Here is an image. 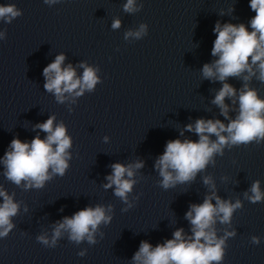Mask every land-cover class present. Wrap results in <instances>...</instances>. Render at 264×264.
<instances>
[{
    "label": "water",
    "instance_id": "95a60500",
    "mask_svg": "<svg viewBox=\"0 0 264 264\" xmlns=\"http://www.w3.org/2000/svg\"><path fill=\"white\" fill-rule=\"evenodd\" d=\"M125 4L127 0L72 1L61 68L71 65L77 79L92 68L97 83L81 95H76L80 88L63 93L62 102L48 93L39 124L54 116V128L65 126L71 140L69 167L63 176L49 168L50 178L40 188L23 182L6 264H134L142 242L154 249L173 239L178 229L189 240L193 225L186 213L213 193L222 201L241 202L229 222L221 223L217 216L209 229L217 240L224 239L219 264H264V200L252 203L245 196L252 195L255 181L264 193V140L222 146L223 154L214 153L193 179L167 189L156 167L169 141H199L198 119L220 120L225 126L235 120L245 85L264 100L259 62L251 65V57L254 74L245 70L224 81L202 75L203 66L219 58L211 54L217 22L221 27L243 23L253 31L250 21L256 13L250 0H134L132 11H125ZM115 20L119 28L112 27ZM224 83L236 90L224 100L227 118L213 103ZM37 136L46 139L48 133L38 128ZM209 138L217 140L214 134ZM138 161L143 167L133 168L135 183L125 202L115 195V185L104 187L106 177L113 164ZM211 202L216 204L215 197ZM97 205L111 219L90 229L94 243L87 236L73 241L62 229L52 244L64 217ZM39 236L49 243L39 242ZM252 237L259 238L258 245Z\"/></svg>",
    "mask_w": 264,
    "mask_h": 264
},
{
    "label": "clouds",
    "instance_id": "9594fccd",
    "mask_svg": "<svg viewBox=\"0 0 264 264\" xmlns=\"http://www.w3.org/2000/svg\"><path fill=\"white\" fill-rule=\"evenodd\" d=\"M47 2V0H46ZM55 2V0H53ZM134 0H127L124 5L125 11H132ZM249 7L256 15L251 19L250 24L253 31L249 32L247 27L239 25L224 24L222 27L217 22L214 32L216 38L213 43L211 54L219 58L211 65L205 64L202 75L206 79H218L224 81L227 77H238L245 70L254 74L251 65L258 63L259 79L264 81V0H250ZM21 15L15 5H0V18L10 23L12 19ZM113 28L120 27V21L115 20ZM144 30L135 35L139 37ZM132 35V33H128ZM251 57V65L249 58ZM65 60L63 54L58 55L55 61L44 68V88L48 92H54L59 101H63V93H71L80 88L76 95H81L86 88L92 90L97 83V77L92 68H85L82 79L75 78V71L71 65L62 69L61 64ZM83 66V65H82ZM250 76H244L248 80ZM244 91L239 95V115L227 126L220 120L198 119L195 123V132L199 136L198 142L179 139L171 140L166 144L164 153L156 161V167L161 177V186L167 189L177 182L184 183L194 178L195 174L204 169L214 153H222V146L231 143L232 145L248 144L253 140L259 143L264 140V100L258 98L257 92L248 89L245 85ZM236 90L224 83L223 87L216 94L213 103L220 107L221 114L227 118L228 106L224 103L225 97H233ZM55 117H49L46 122L36 125L42 131L48 133L46 139L39 136L32 139L30 143L22 142L16 138L9 145L10 151L5 152L3 163L6 166V176L9 180L19 185L22 180L30 181L26 187L35 186L40 188L49 179L48 170L63 176L69 167L67 159L70 158L67 150L71 146V140L66 135V128L63 124L53 127ZM192 125H187V130H192ZM227 132V137L221 133ZM215 135V142L210 140V135ZM55 145V147H53ZM112 174L107 176L108 183L105 188L115 185V195L127 202V194L131 192L135 183L131 178L134 175L133 168L143 167V162L138 161L134 165L124 166L115 163L112 166ZM169 169L172 171L170 172ZM175 173V175L172 174ZM125 176L128 178L126 179ZM205 183H210L205 178ZM250 191L251 196L245 193L252 203L264 200V193L260 190V182L255 181ZM4 197V203L0 205V237L8 235L13 228L10 217L16 215L18 205L12 201L4 191H0ZM215 197L216 204L211 200ZM241 207V202L232 204L222 201L213 193L206 197L200 205L193 204L186 213L193 225V236L185 240L183 229L174 232V238L163 245H157L154 249L147 242H142L139 251L133 256L134 264H211L219 262L223 258L224 239L217 240L215 232L209 229L215 223V217H221V223L230 221L233 211ZM222 214V216H221ZM111 217L105 215V209L97 205L95 208L86 207L76 212L71 218L64 217L54 229L52 244L60 236L61 230L70 232V239L80 242L88 237L89 242L94 243L92 231L101 223H107ZM90 229L92 231H90ZM227 235H234L228 233ZM37 240L45 245L49 241L43 237ZM204 241L203 243L201 241ZM258 237H252V243L259 244ZM82 255V253H81Z\"/></svg>",
    "mask_w": 264,
    "mask_h": 264
}]
</instances>
